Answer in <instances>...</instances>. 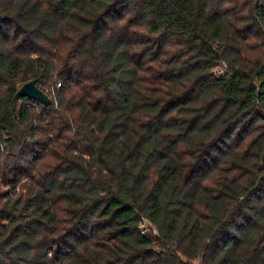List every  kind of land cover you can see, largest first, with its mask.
I'll use <instances>...</instances> for the list:
<instances>
[{
	"label": "trees",
	"instance_id": "1",
	"mask_svg": "<svg viewBox=\"0 0 264 264\" xmlns=\"http://www.w3.org/2000/svg\"><path fill=\"white\" fill-rule=\"evenodd\" d=\"M0 264H264V0H0Z\"/></svg>",
	"mask_w": 264,
	"mask_h": 264
},
{
	"label": "water",
	"instance_id": "2",
	"mask_svg": "<svg viewBox=\"0 0 264 264\" xmlns=\"http://www.w3.org/2000/svg\"><path fill=\"white\" fill-rule=\"evenodd\" d=\"M18 94L32 98L43 105H49L52 102V98L37 85L35 79L22 84L18 89Z\"/></svg>",
	"mask_w": 264,
	"mask_h": 264
},
{
	"label": "built area",
	"instance_id": "3",
	"mask_svg": "<svg viewBox=\"0 0 264 264\" xmlns=\"http://www.w3.org/2000/svg\"><path fill=\"white\" fill-rule=\"evenodd\" d=\"M228 66L226 64H224L222 66V68H227ZM223 69H221L220 67L217 69V72H218V75L221 74V72L223 71ZM61 83H58V86H60ZM141 229H142V233L143 234H148L150 232V230L152 229V225L151 223L149 222L148 218L146 216H142L141 217Z\"/></svg>",
	"mask_w": 264,
	"mask_h": 264
}]
</instances>
